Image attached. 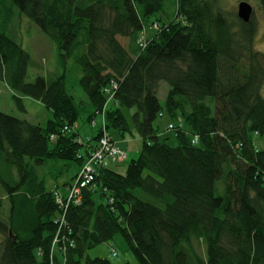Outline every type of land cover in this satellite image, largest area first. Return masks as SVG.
I'll return each mask as SVG.
<instances>
[{"label": "trees", "instance_id": "16d2710c", "mask_svg": "<svg viewBox=\"0 0 264 264\" xmlns=\"http://www.w3.org/2000/svg\"><path fill=\"white\" fill-rule=\"evenodd\" d=\"M167 1L10 0L55 44L63 71L28 83L32 57L2 26L13 11L0 0L8 13L0 25V83L53 113L41 126L0 111V264H50L58 208L38 169L50 161L81 169L102 137L96 118L104 109L108 132L130 133L143 145L124 175L101 169L97 188L66 214L75 241L66 264H80L88 250L118 236L140 264H264V149L256 143L264 135V52L256 48L254 13L245 23L216 0H175L165 21L159 14L168 12ZM73 64L87 98L81 105ZM113 80L117 104L107 105L104 89ZM162 82L170 87L165 108ZM134 107L132 131L122 108ZM84 112L100 126L87 141L75 132ZM166 112L168 125L182 123L189 133H175L177 147L155 127ZM222 179L226 192L218 195ZM85 264L112 263L86 257Z\"/></svg>", "mask_w": 264, "mask_h": 264}, {"label": "rangeland", "instance_id": "374dc122", "mask_svg": "<svg viewBox=\"0 0 264 264\" xmlns=\"http://www.w3.org/2000/svg\"><path fill=\"white\" fill-rule=\"evenodd\" d=\"M246 1L250 3L254 8V20L258 27V35L256 39V48L261 52H264V11L261 8L260 0H216L217 7L225 11L230 17H235L238 11V5L240 2ZM175 0H169L166 2L165 8L168 12L165 11L159 14L165 21L168 16L173 17L176 12ZM5 10L8 12V9L11 8L13 14H10L11 17L7 19L8 13L5 14L4 11L0 12V25L3 24L5 19L8 20L7 28L2 25L9 33V35L17 41L22 47L28 51L32 57L31 63L29 65L28 76L26 82L33 83L38 77H45L46 79L51 78L53 75L62 74V68L60 67L58 52L55 44L43 33L41 28L33 23L27 16L21 14L17 8H15L10 0H6ZM168 15V16H167ZM233 15V16H231ZM122 44L128 46V38H119ZM73 72L72 77H74L77 82L73 85L75 87L74 95L76 96L77 103L81 105L80 101H87V98L84 96L78 81L81 78V72L78 65H70ZM70 70V69H68ZM170 87L166 82L161 83V87L158 93V97L161 105L165 108L166 97ZM264 96V90L262 91ZM15 97L21 98L25 111L21 109V106L17 103ZM83 98V99H81ZM214 108V104H211ZM89 111V108H86ZM0 111L8 115L14 116L16 118L27 120L32 124H39L45 126L47 122L53 118L52 111L46 109V107L32 98L25 97L21 94H17L15 91L10 89L5 82L0 83ZM137 108H122V112L126 117V120L129 124L130 130L134 131V120L133 115L137 112ZM96 120L101 124L102 116H97ZM169 123V116L167 112L165 117H159L155 122V127L158 130L159 134L161 133V139L166 140L167 144L171 147H177L178 142L174 131H167V125ZM78 125L75 129V132L80 131L81 136L85 138V141L89 140L88 135L91 138L95 137L99 131L98 128L93 127L87 121L86 112L81 114V118L78 122ZM187 130V129H186ZM108 132V131H107ZM108 134L119 144L122 150L127 152L128 159L125 163H118L111 165V169L115 170L119 174L124 175L126 173L128 163L136 159L143 145L142 140L137 136H133L130 133H126L124 137L120 132L114 128H110ZM80 138V137H79ZM125 141V142H123ZM129 141V142H127ZM256 143L261 149H264V135L257 137ZM82 149V153H83ZM79 170V166L76 163H70L67 166L66 162H48L43 167H39L38 174L41 178H44L45 184L48 190H53L58 187L59 189L64 188V184L69 182L74 176L76 171ZM217 194L225 195L226 192V183L222 179L217 182L216 185ZM3 188L0 184V196H4ZM6 201V210L8 208V202ZM3 236L0 234V242L2 241ZM115 248L118 252V255L113 256L112 250ZM195 249L200 253L202 257L205 255V247L203 244L195 243ZM86 257L90 258H102L109 260L112 264H140L134 254L129 250L124 239L121 236H118L109 243H103L87 251L84 259L81 260L80 264H85ZM68 260V258H67Z\"/></svg>", "mask_w": 264, "mask_h": 264}, {"label": "built area", "instance_id": "2783aa9c", "mask_svg": "<svg viewBox=\"0 0 264 264\" xmlns=\"http://www.w3.org/2000/svg\"><path fill=\"white\" fill-rule=\"evenodd\" d=\"M157 26L154 25V29ZM148 31H143L139 44L142 50H144L148 45ZM107 96V101L109 105L115 102L116 92L118 90V83L112 81L107 88L104 89ZM117 104V103H116ZM106 108V107H105ZM105 109L101 113L102 116V137L98 142L96 148L92 150L89 158L85 164L81 167L78 174L72 180L71 183L66 185L64 190L54 189L53 196L55 199V204L58 208V212L55 217V224L57 226L56 234L54 235L52 245L50 248V264H56L57 260L59 264L67 263V256L71 249L75 248V241L72 239V231L68 225L66 214L71 207H79L83 204L84 194L86 191H92L97 188L96 179L99 176L101 169L108 168L109 166L126 161L128 159L127 152L122 150L118 144L113 140V138L108 134L105 126ZM95 124V122H93ZM70 129L65 127L63 132L66 133ZM167 131L176 132H186L185 126L180 124L170 123L167 126ZM54 136H52L53 138ZM198 136H195L193 142L198 143ZM81 142V141H79ZM113 199H110V203ZM113 256H117V250H112ZM39 257H42L43 251L41 249L37 252Z\"/></svg>", "mask_w": 264, "mask_h": 264}, {"label": "water", "instance_id": "95a60500", "mask_svg": "<svg viewBox=\"0 0 264 264\" xmlns=\"http://www.w3.org/2000/svg\"><path fill=\"white\" fill-rule=\"evenodd\" d=\"M253 13L254 8L250 3L246 1H242L239 3L237 15L242 21L248 23L251 20Z\"/></svg>", "mask_w": 264, "mask_h": 264}, {"label": "crops", "instance_id": "0c3cea01", "mask_svg": "<svg viewBox=\"0 0 264 264\" xmlns=\"http://www.w3.org/2000/svg\"><path fill=\"white\" fill-rule=\"evenodd\" d=\"M162 118H164V117H162ZM114 140V139H113ZM115 141V140H114ZM116 142V141H115ZM123 142H125V141H123ZM127 142H129V141H127ZM117 143V142H116ZM118 144V143H117ZM118 146H119V144H118ZM120 147V146H119ZM121 148V147H120ZM80 170V169H79ZM79 170H77L76 171V173L74 174V176L71 178V180L69 181V182H67L66 184L68 185L69 183H71L72 182V180L74 179V177L77 175V173L79 172ZM57 188V187H56ZM55 189V188H54ZM65 188H63L62 190H64Z\"/></svg>", "mask_w": 264, "mask_h": 264}]
</instances>
